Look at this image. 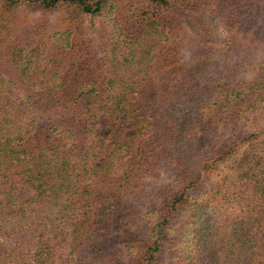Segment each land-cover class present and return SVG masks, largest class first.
Wrapping results in <instances>:
<instances>
[{
	"label": "trees",
	"instance_id": "1",
	"mask_svg": "<svg viewBox=\"0 0 264 264\" xmlns=\"http://www.w3.org/2000/svg\"><path fill=\"white\" fill-rule=\"evenodd\" d=\"M256 10L0 0V264H264Z\"/></svg>",
	"mask_w": 264,
	"mask_h": 264
},
{
	"label": "rangeland",
	"instance_id": "2",
	"mask_svg": "<svg viewBox=\"0 0 264 264\" xmlns=\"http://www.w3.org/2000/svg\"><path fill=\"white\" fill-rule=\"evenodd\" d=\"M256 7H257V10H256V13L253 15V19L255 21V27L258 29V31H261V29L263 30V26H264V1L256 0ZM238 14L245 15L246 13L238 12ZM205 15H206L205 16L206 19L211 18L214 20L216 14H211V12H206ZM193 48H194V45L188 49H193ZM189 52L190 51H185L184 55L187 57L190 56ZM193 152H194L193 147H190L186 149L185 155L186 153H188V156L190 157L192 156ZM157 182H159L157 184V189H154L153 191V189L151 188L150 191L149 190L147 191V193H149L150 196L148 200H146V203L144 205L138 206L139 207L138 211L141 213V216L139 218L142 220L136 222L135 226L133 225L131 226V233L134 234L136 238H144L151 231L154 223H156V217L144 218L142 215L147 213L148 211L153 210L152 207H154L155 204L157 203L158 197H160L162 191H165V189H168L173 184V181L170 180L169 177H167L166 179L160 180V181L157 180ZM170 253H171L170 249H167V251H165L163 258H162L163 264H167L169 262L168 259H170V256H171Z\"/></svg>",
	"mask_w": 264,
	"mask_h": 264
}]
</instances>
